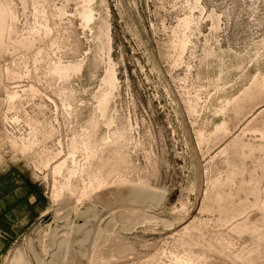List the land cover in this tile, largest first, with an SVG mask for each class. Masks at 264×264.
<instances>
[{
  "label": "rangeland",
  "instance_id": "rangeland-1",
  "mask_svg": "<svg viewBox=\"0 0 264 264\" xmlns=\"http://www.w3.org/2000/svg\"><path fill=\"white\" fill-rule=\"evenodd\" d=\"M13 171L0 264H264V0H0Z\"/></svg>",
  "mask_w": 264,
  "mask_h": 264
},
{
  "label": "crops",
  "instance_id": "crops-1",
  "mask_svg": "<svg viewBox=\"0 0 264 264\" xmlns=\"http://www.w3.org/2000/svg\"><path fill=\"white\" fill-rule=\"evenodd\" d=\"M38 190L25 176L13 171L0 177V228L8 231L10 225H25L34 207V194ZM2 244L0 243V248Z\"/></svg>",
  "mask_w": 264,
  "mask_h": 264
},
{
  "label": "water",
  "instance_id": "water-1",
  "mask_svg": "<svg viewBox=\"0 0 264 264\" xmlns=\"http://www.w3.org/2000/svg\"><path fill=\"white\" fill-rule=\"evenodd\" d=\"M48 219H49V216L46 215V216L41 220V223L47 221Z\"/></svg>",
  "mask_w": 264,
  "mask_h": 264
},
{
  "label": "bare ground",
  "instance_id": "bare-ground-1",
  "mask_svg": "<svg viewBox=\"0 0 264 264\" xmlns=\"http://www.w3.org/2000/svg\"><path fill=\"white\" fill-rule=\"evenodd\" d=\"M89 16H90V15H88L87 17H89ZM224 103H225V102H224ZM227 105H228V104H227ZM97 204H98V203H97ZM97 206H98V205H97ZM75 209H76V208H75ZM102 210H104V209H102ZM112 213H113V212H112ZM112 213H111V214H112ZM55 214H56V213H54V215H55ZM111 214H109V215H111Z\"/></svg>",
  "mask_w": 264,
  "mask_h": 264
}]
</instances>
